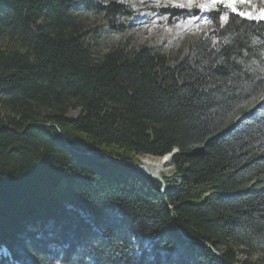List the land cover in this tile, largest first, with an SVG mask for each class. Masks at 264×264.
<instances>
[{
  "label": "trees",
  "instance_id": "obj_1",
  "mask_svg": "<svg viewBox=\"0 0 264 264\" xmlns=\"http://www.w3.org/2000/svg\"><path fill=\"white\" fill-rule=\"evenodd\" d=\"M85 12L118 34L135 15L0 0V264H258L264 22L207 12L210 35L173 67L142 45L97 56ZM191 14L161 11L170 25ZM176 150L181 182L164 192L129 164Z\"/></svg>",
  "mask_w": 264,
  "mask_h": 264
},
{
  "label": "rangeland",
  "instance_id": "obj_2",
  "mask_svg": "<svg viewBox=\"0 0 264 264\" xmlns=\"http://www.w3.org/2000/svg\"><path fill=\"white\" fill-rule=\"evenodd\" d=\"M94 1L103 2L105 4L117 1L130 7L135 13L134 17L126 22V30L121 34L116 33L114 30H105V27H102L103 23L96 16L90 15L87 12L82 15L85 24L90 30H92L90 44L97 56L100 57L110 50L121 46V44H127L129 49L133 48L135 45H142L165 55L170 60V65L173 67L176 66L179 61L189 58L188 45L191 42L198 41L210 35L212 29L204 15L206 12L224 8L239 16H241L239 14L240 12L251 13V17L246 15L241 17L250 21L264 22V19H260L258 16L259 10H264V0H247V2L244 3H241V0H235L234 4L230 3V0H224L223 3L217 4H212V0H194L191 6H189L188 0ZM180 4H183L184 6L180 7ZM197 5H208V7L202 10ZM167 8L183 11L189 10L192 12L194 10H200L203 12V15L192 17L193 15L191 14L190 17L174 22L173 25H170L168 23V17L161 15V11ZM233 8H235L236 11H233ZM8 44V36L3 33L0 34V47L5 49L8 47ZM77 116L78 113L69 114V117L72 119H75ZM177 153L178 154L176 155H179V152ZM156 159L157 158L155 157H145L140 158L139 162L140 165H142L144 160L155 161ZM176 159L169 164H165V167L163 166L161 168L160 174L155 175L161 177L165 183L173 182L175 185L176 183L181 182L175 174V167H173ZM252 259L257 261L258 264H264V256L260 253L253 254Z\"/></svg>",
  "mask_w": 264,
  "mask_h": 264
},
{
  "label": "water",
  "instance_id": "obj_3",
  "mask_svg": "<svg viewBox=\"0 0 264 264\" xmlns=\"http://www.w3.org/2000/svg\"><path fill=\"white\" fill-rule=\"evenodd\" d=\"M178 151H176V152H173V153H171V154H168V155H166V156H172L173 158H172V160H171V162L174 160V159H176L177 157H178V155H176V154H178L177 153ZM99 154V153H98ZM90 155V154H89ZM106 157V159L107 160H111V159H109L107 156H105ZM125 164V163H124ZM131 166H133L136 170H138V171H140V172H142L143 174H145V175H148L149 177H152V178H154V179H156V180H158V181H160L162 184H163V191L166 189V183L164 182V180L161 178V177H159V176H156V175H152L150 172H149V170L146 168V167H144V166H142V165H139V166H137V165H135V164H133V163H129ZM177 230H178V232H180V233H182V231L179 229V228H177ZM200 244H202V245H206V246H209V245H207V244H205L204 242H199ZM210 247V246H209ZM214 253L216 254V256L218 257V258H220V259H222L224 262H227L218 252H216L215 250H214Z\"/></svg>",
  "mask_w": 264,
  "mask_h": 264
},
{
  "label": "bare ground",
  "instance_id": "obj_4",
  "mask_svg": "<svg viewBox=\"0 0 264 264\" xmlns=\"http://www.w3.org/2000/svg\"><path fill=\"white\" fill-rule=\"evenodd\" d=\"M64 137V136H63ZM172 156H165V157H162V158H157L155 161L153 160H144L142 162V165L144 167H146L150 173L152 174H160V170L161 168L165 165V164H169L171 163V160H172ZM165 167V166H164ZM174 167V166H173Z\"/></svg>",
  "mask_w": 264,
  "mask_h": 264
},
{
  "label": "snow or ice",
  "instance_id": "obj_5",
  "mask_svg": "<svg viewBox=\"0 0 264 264\" xmlns=\"http://www.w3.org/2000/svg\"><path fill=\"white\" fill-rule=\"evenodd\" d=\"M194 0H188V4L189 6H191L193 4ZM224 0H212V4H217V3H223ZM247 2V0H241V3ZM230 3L234 4L235 0H230ZM180 7H183V4L179 5ZM198 7H200L202 10L205 9L206 7H208V5H197ZM233 11H236L235 8L232 9ZM241 16H249L251 17V13H244V12H240L239 13ZM258 16L260 19H264V10H259L258 12Z\"/></svg>",
  "mask_w": 264,
  "mask_h": 264
}]
</instances>
